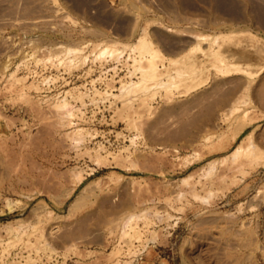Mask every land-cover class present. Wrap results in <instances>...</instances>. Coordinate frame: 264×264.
<instances>
[{
  "label": "rangeland",
  "instance_id": "obj_1",
  "mask_svg": "<svg viewBox=\"0 0 264 264\" xmlns=\"http://www.w3.org/2000/svg\"><path fill=\"white\" fill-rule=\"evenodd\" d=\"M0 264H264V0H0Z\"/></svg>",
  "mask_w": 264,
  "mask_h": 264
},
{
  "label": "bare ground",
  "instance_id": "obj_2",
  "mask_svg": "<svg viewBox=\"0 0 264 264\" xmlns=\"http://www.w3.org/2000/svg\"><path fill=\"white\" fill-rule=\"evenodd\" d=\"M199 43V42H198ZM200 43H202L201 41H200ZM200 43H199V46H198V48L200 47L201 49H202V53H204L205 55H211V56H213V57H215V59L216 60H218L219 61V63H217V66H219V69L222 71V73L224 72V73H229V72H231V71H234V70H241L242 68H241V66L239 67V66H237V65H234V64H236L237 62H235V63H232V62H230L229 60H227V56L228 55H225V53L224 52H222V51H220L219 49H216L215 47H214V45H213V43L212 42H210L209 44H208V47H203V46H201L200 45ZM196 47V46H195ZM151 49H149V48H147V49H149L150 50V54H149V63H148V65H147V68L146 69H144L143 71H144V78H153V77H155L156 75H157V72H158V68H157V65H156V63L154 62V57L156 56L155 54H156V50L154 49V47H150ZM192 48V47H191ZM197 48V49H198ZM117 50V47L116 48H114L113 47V45L112 46H106L103 50H102V53H106V52H108V53H110V54H114L115 53V51ZM143 53V52H142ZM159 53V52H158ZM203 54V55H204ZM235 54V53H234ZM155 55V56H154ZM209 59H211V58H209ZM202 61V60H201ZM246 69V68H245ZM248 70V69H247ZM246 70V71H247ZM250 71V70H249ZM235 107H238V105L237 106H235Z\"/></svg>",
  "mask_w": 264,
  "mask_h": 264
}]
</instances>
